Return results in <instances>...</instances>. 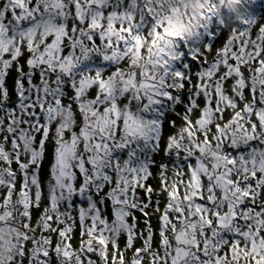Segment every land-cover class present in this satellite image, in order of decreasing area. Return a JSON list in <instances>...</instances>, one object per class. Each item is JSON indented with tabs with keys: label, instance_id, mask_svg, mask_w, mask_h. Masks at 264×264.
<instances>
[{
	"label": "snow or ice",
	"instance_id": "obj_1",
	"mask_svg": "<svg viewBox=\"0 0 264 264\" xmlns=\"http://www.w3.org/2000/svg\"><path fill=\"white\" fill-rule=\"evenodd\" d=\"M260 2L237 20L210 0L189 38L187 0H0V264H264ZM219 16L234 27L209 62Z\"/></svg>",
	"mask_w": 264,
	"mask_h": 264
},
{
	"label": "rangeland",
	"instance_id": "obj_2",
	"mask_svg": "<svg viewBox=\"0 0 264 264\" xmlns=\"http://www.w3.org/2000/svg\"><path fill=\"white\" fill-rule=\"evenodd\" d=\"M262 14H264V13H262ZM233 27H234L233 24H231L230 27L229 26H226V28L221 32V34L219 36V39L213 45L211 52L206 53L208 61H211V59H212L211 56L214 55L215 50L221 45V43L222 42H225L226 38L228 37V35L231 32V30H232ZM258 27H259V24L253 26V29H252V32H251V35H252L253 38H255V36H256V33L258 31ZM196 70H197V65L195 64V67H193V71H196ZM14 76H15V73L13 72L12 73V76L9 78V81H8L10 88H11V85H12V78ZM196 82H197L196 81V78L193 77L192 83L195 84ZM230 83H231V81H229V84ZM185 88H184L185 89V92L188 91V90H194V89L190 88L188 84H186V87ZM181 95L184 96V97H187L188 94L186 92L185 94H181ZM13 100H15V96H13ZM199 102H200L201 105H203V99L202 98L200 99ZM183 111H184V108L182 106H179L176 109V112L177 113H183ZM198 115H199V112H194L193 115H192V119L195 120L198 117ZM225 118L226 119L228 118V114L227 113L225 115ZM168 120H174L175 123H176V126L175 127L169 126ZM182 125H183V121H182V119L180 118L179 115H174V114H171V113L168 115L167 119L165 120L163 129H162V137H163V139L161 141V150L154 157L155 160H156V162L158 161V159L160 157H162V154L164 152L165 142H166L167 138L170 135L175 134ZM52 152H53V144L51 142H49L48 145H47L46 158H45V160L43 162V166H42L41 173H40L41 183L44 186V194H43V199H42L41 207H45L48 204L46 182H47V180L49 178L50 165L53 162ZM152 171H153V177L148 181V183L150 185H152L154 188L159 189V187H160V180H159L158 176L156 175V173L158 172V169L154 167L152 169ZM169 175L171 176V173H169ZM142 195H143V192L141 191V196ZM154 199H155V197H154ZM159 199L161 200V208H162V205H164V199L165 198L163 196H161V197H159ZM38 210H40V209H34L33 210V217H36L37 216ZM149 211H150V214H151L150 215V218H149L150 223H151V227H152V229H155L156 228L155 230L157 232L159 230V229L157 230V228H159V219H158L159 218V213L158 212H155L154 211V208H150ZM137 214H138V212L136 213V217H137V232L139 233V232L144 231L143 230L144 229V227H143L144 226V220H140L141 218ZM33 220L34 219L32 218V222H33ZM130 222H131V220H130ZM79 233H80V227H79V224L77 223V226L75 228V231L73 233V236H75V238H77L79 236ZM75 238L73 239L74 241H71L72 245L74 244L73 247L75 245H77L78 243H80ZM158 242L159 241H158L156 235H154V243H153V246L154 247H157L158 246ZM119 243H120L121 249H123L124 248V245H125V239H124V237H121ZM141 246H142V241L139 240V239H137L136 242H135L134 247L135 248H139ZM111 254H112V252H111V249H110L109 250V255L111 256ZM132 255H133V251H131V250L128 251V252H126V254H125L126 258H129V257L131 258ZM146 262H149V261L147 260Z\"/></svg>",
	"mask_w": 264,
	"mask_h": 264
},
{
	"label": "clouds",
	"instance_id": "obj_3",
	"mask_svg": "<svg viewBox=\"0 0 264 264\" xmlns=\"http://www.w3.org/2000/svg\"><path fill=\"white\" fill-rule=\"evenodd\" d=\"M210 0H187L190 12L194 15L193 28L186 35L190 38L194 34L195 25H198L205 11L208 9ZM244 0H231L230 10L234 13L235 19L239 20L243 15ZM221 26H226L222 23Z\"/></svg>",
	"mask_w": 264,
	"mask_h": 264
},
{
	"label": "trees",
	"instance_id": "obj_4",
	"mask_svg": "<svg viewBox=\"0 0 264 264\" xmlns=\"http://www.w3.org/2000/svg\"><path fill=\"white\" fill-rule=\"evenodd\" d=\"M227 6H229L230 4H231V0H227ZM227 6H224V7H227ZM227 9V11H228V13L233 17V18H235V16H234V13L230 10V9H228V8H226ZM220 18H223L224 20H225V17H223V16H219L218 18H217V20L218 19H220ZM201 22V21H200ZM216 29V25L215 24H213V31ZM195 66V63H193V67ZM43 210V209H42ZM42 210L40 209V210H38V212H37V216L36 217H33V213H32V218L34 219L33 220V222H32V225L33 226H35V224H36V222H37V220H38V218H39V216H40V214H41V212H42ZM37 234H39V232L37 233ZM47 235V234H46ZM52 235V237H53V241L55 242L56 241V239H57V237H56V234H51ZM75 238V237H74ZM75 239H77L78 240V242H80V238H79V236L77 237V238H75ZM72 241H74L73 239H72ZM74 245V244H73ZM78 245H79V243L77 244V245H75L74 247H78Z\"/></svg>",
	"mask_w": 264,
	"mask_h": 264
}]
</instances>
